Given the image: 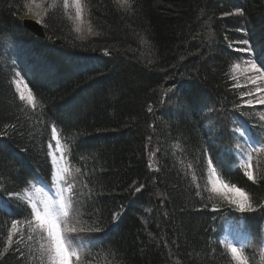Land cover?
I'll return each mask as SVG.
<instances>
[{
	"label": "trees",
	"instance_id": "16d2710c",
	"mask_svg": "<svg viewBox=\"0 0 264 264\" xmlns=\"http://www.w3.org/2000/svg\"><path fill=\"white\" fill-rule=\"evenodd\" d=\"M29 1L0 0V191L21 193L34 172L49 179L46 142L55 127L82 177L77 226L98 241L83 264H234L215 240L216 213L230 203L208 190L205 164L215 157L200 122L223 129L221 141H231L226 120L227 130L236 116L252 123L248 88L232 68L245 40L264 45V0H129L127 8L79 0L92 29L83 37L52 0L40 17L43 39L21 25ZM18 76L32 104L19 98ZM259 157L255 182L243 174L227 181L257 208ZM8 205L11 216L0 210V264H47L28 239V210L14 199ZM96 224L106 227L91 231Z\"/></svg>",
	"mask_w": 264,
	"mask_h": 264
},
{
	"label": "snow or ice",
	"instance_id": "6c2138e0",
	"mask_svg": "<svg viewBox=\"0 0 264 264\" xmlns=\"http://www.w3.org/2000/svg\"><path fill=\"white\" fill-rule=\"evenodd\" d=\"M117 3L121 8H127L129 6V0H117ZM73 5L76 8V19H79L81 15L79 0H73ZM68 6V0H64V7L67 8ZM37 23H41V21L37 20ZM76 30L80 31L79 28ZM244 43H247V40H245ZM253 50L255 51V49ZM255 60L259 63L260 67H257V64L253 63L252 68L259 73L261 68H264V47H261L260 50L256 52ZM253 83H255V81H253ZM257 91L259 92L264 90L258 88ZM20 99H25L23 93L20 94ZM28 102L29 104L33 103L31 92H29L28 95ZM247 103L251 104L252 101L249 100ZM257 103L264 104V99L257 100ZM53 132H55V129H53ZM252 143L253 146H255V144L259 143V141L252 140ZM255 150L264 152V144H261L260 147ZM251 159L252 157L249 155V163L245 168L244 175L247 176L248 180L255 182V178L251 171ZM209 164L211 166L212 161H210ZM67 171L68 170L66 168L59 169L60 180L65 179L64 173ZM140 190V188H137L138 192ZM229 190L236 192L241 198L240 201L233 200L230 201V203H236L239 210L244 212L248 202V195L235 185L229 186ZM212 191H216L215 184L213 185ZM66 192L69 193L68 197L65 196ZM10 195L14 194L10 193ZM72 195L73 186L69 184L67 188L59 187L55 193V198L46 197L41 200L39 204L35 201L31 202L30 215L32 220L27 222L28 228L31 230V234L28 236V239L37 240L39 242L38 251L42 262L46 257L48 264H82V247H79L74 243L77 239V228L74 226L72 217L70 216V210L73 207ZM2 203L3 201H0V204ZM17 207H21V205L18 204ZM247 207L251 210L250 204H247ZM213 210H215V208ZM24 211H27V209L25 208ZM112 220L117 221L118 216L113 215ZM17 223L18 221L14 219L12 221V228L8 232L7 239L9 247H11L14 243V234L19 231ZM104 227L106 226L96 224L90 230L99 232L102 231ZM226 246L234 264H248V260L245 258L240 249L231 243ZM0 255L3 254L0 253ZM21 256H23V253H21Z\"/></svg>",
	"mask_w": 264,
	"mask_h": 264
},
{
	"label": "rangeland",
	"instance_id": "374dc122",
	"mask_svg": "<svg viewBox=\"0 0 264 264\" xmlns=\"http://www.w3.org/2000/svg\"><path fill=\"white\" fill-rule=\"evenodd\" d=\"M63 7H64V0H60ZM50 2H52V0H30L25 7V11H26V15L25 18L26 19H32L34 21L40 20V17L44 14V12H46V10L49 8L50 6ZM68 7L67 8H63L66 13L70 16L71 21L74 22L73 25L74 27L76 26L74 32L78 37H83L85 35H89L92 33V29L90 28L89 24L86 20L85 15L83 14V11L81 9V15L79 19H76V8L73 5V0H68ZM66 14V15H67ZM67 15V16H68ZM79 28L80 31H77L76 29ZM63 62L65 63H72L71 59L64 57L61 59ZM75 67L79 68V66H83V63H80L79 61H75L73 60ZM92 64H89L88 67H91ZM46 71V70H45ZM80 70H77V72H79ZM42 74V73H41ZM43 74H45V72H43ZM43 76V75H42ZM232 76L236 81L241 80L242 81V85L246 86V88H248V96L246 97L244 106L247 110H249L250 117L252 118L253 114L256 115V120L255 118H253V122L259 127H261L262 129H264V104H260L257 103V100L259 99H264V91H257V89H261L264 90V80L259 73H257L253 68H252V64L248 63L246 61V59H241L238 63H236V65H234V67L232 68ZM253 81H255V83H253ZM14 88L20 98V94L23 93L25 99H23V101L28 102V94L26 91V88L24 86V84L21 81H14ZM251 100L252 103L248 104L247 101ZM246 104V105H245ZM171 111L167 112V114H170ZM254 117V116H253ZM241 126L244 127V129L246 128L244 125V122L242 121ZM259 127V128H260ZM260 128V129H261ZM261 131V130H260ZM262 135H264V131L261 132ZM242 135L245 134V132L241 133ZM53 143H55V148L54 150H49V154H50V158L52 159L53 163H54V169L56 171L57 178H56V182L57 179L59 178V169H62L63 163H61V154H62V150L59 147V145L56 143L58 142L56 138L52 139ZM260 147V145L258 146ZM264 153V152H262ZM227 156V155H225ZM239 161L241 162V164L243 165L244 171L246 166L248 165L249 161H248V156L247 157H239ZM256 160V158H255ZM219 161H221V158L219 159ZM255 164H251V171L255 170L254 168ZM212 169L210 168L209 171L207 172V182L209 184V190L216 195L219 199H225L226 202L230 201H240L241 198L239 197V195L236 192L230 191L229 189H224V186H222L220 184V182L217 180L216 176L211 173ZM55 183V182H54ZM58 183H55V185ZM215 184L216 187V191H212L213 185ZM44 192H46V190H42L41 192L39 191L38 193H32L33 199L34 200H43L44 197ZM32 199V200H33ZM230 204H234L237 206L236 203H230ZM238 208V207H236ZM239 209V208H238ZM246 209H248L247 204H246ZM240 211V210H238ZM231 257V256H230ZM232 260V259H231Z\"/></svg>",
	"mask_w": 264,
	"mask_h": 264
},
{
	"label": "water",
	"instance_id": "95a60500",
	"mask_svg": "<svg viewBox=\"0 0 264 264\" xmlns=\"http://www.w3.org/2000/svg\"><path fill=\"white\" fill-rule=\"evenodd\" d=\"M22 25L25 29H27L28 31H30L32 34H34L37 37L43 38V31L42 28L36 24L33 21H23Z\"/></svg>",
	"mask_w": 264,
	"mask_h": 264
},
{
	"label": "bare ground",
	"instance_id": "6f19581e",
	"mask_svg": "<svg viewBox=\"0 0 264 264\" xmlns=\"http://www.w3.org/2000/svg\"><path fill=\"white\" fill-rule=\"evenodd\" d=\"M261 11V10H260ZM254 37V36H253ZM256 37V36H255ZM19 190H21V187H20V189ZM1 192V194H3L4 196H2L3 198H5V199H7V198H11L12 196H16L17 194H18V189L17 190H15V191H12V192H9V194H7V193H5V192H3V191H0ZM10 193H12V194H14V195H10ZM5 194H7V195H5ZM1 201V200H0ZM3 204H0V206H2Z\"/></svg>",
	"mask_w": 264,
	"mask_h": 264
}]
</instances>
